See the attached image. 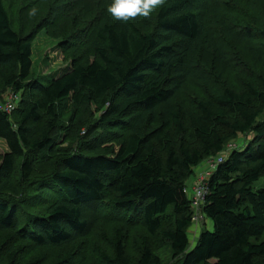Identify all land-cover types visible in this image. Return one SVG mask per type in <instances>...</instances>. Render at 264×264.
<instances>
[{"label":"trees","instance_id":"16d2710c","mask_svg":"<svg viewBox=\"0 0 264 264\" xmlns=\"http://www.w3.org/2000/svg\"><path fill=\"white\" fill-rule=\"evenodd\" d=\"M37 1L24 0L15 20L0 0V138L9 149L0 155V264H69L53 251L106 218L164 236L173 264H264V186H255L264 181V75L241 90L213 89L188 108L172 103L189 78L203 79L198 68L208 53L226 55L223 41L204 36L209 14L226 22V9L261 21L250 30L262 40L261 58L264 10L254 2L166 0L149 19L124 22L109 12L114 0H55L32 12ZM66 17L83 23L79 43L95 57L75 58L44 82L32 76V39ZM9 92L16 95L11 112L3 109ZM247 133L251 139L226 155ZM221 155L199 181L206 192L196 207L187 180ZM197 209L214 229L206 225L191 245ZM121 231L112 250H101L102 264H164L150 239L130 256L128 231Z\"/></svg>","mask_w":264,"mask_h":264},{"label":"rangeland","instance_id":"374dc122","mask_svg":"<svg viewBox=\"0 0 264 264\" xmlns=\"http://www.w3.org/2000/svg\"><path fill=\"white\" fill-rule=\"evenodd\" d=\"M24 0H5V4L11 15L15 20L18 19L19 11L23 8ZM55 0H38L35 6L31 7L32 12L39 10L49 9ZM67 2V1H66ZM72 2V0H71ZM232 8L237 6L244 8L246 4L254 2L257 9L264 10V0H230ZM242 2V3H241ZM212 5V0L209 2ZM25 5V3H24ZM236 6V7H237ZM78 12L79 10H72ZM223 14L226 15V22H223L224 18L218 16L214 11L209 14L206 19L204 36L208 38L209 43H213L212 39H218L221 42L219 45L225 48L224 56L220 57L215 53H208L206 55V61H203L198 68V74L205 75L203 79L198 77L189 78L183 85V87L177 92L173 98L172 103L176 106H182L188 108L194 104L198 99L207 97L211 90L221 89L223 87H233L235 89H243L246 82H256L259 75H264V56L259 57L258 48H260V38L253 39L251 29H260L258 21L244 20L239 18V15L234 11L222 9ZM260 16V15H259ZM34 19V17H33ZM230 23L240 24L238 29L233 30V34L226 35L219 31L221 26H229ZM83 23L76 20L72 22L67 17L58 20L56 25L44 27L35 33L32 39V76L42 81H47L45 76L58 75L69 68H71L74 59L78 58L85 62L94 59L95 55L90 49H84L82 43H79V34L76 29ZM15 28L20 29L17 23L14 24ZM75 29V30H74ZM255 31V30H254ZM226 32V31H225ZM228 32V31H227ZM238 32V33H237ZM86 34V33H85ZM70 36V37H69ZM72 37V39H71ZM67 38H70V43H66ZM76 45V46H75ZM73 46V47H72ZM86 48L88 47L85 45ZM211 51H214L211 49ZM209 59V60H207ZM10 99L13 96V92H9L5 98ZM96 106L93 104L92 109L95 110ZM264 117V115H263ZM86 128H83V133ZM62 137L59 141H62ZM252 133L240 134L233 141H231L225 149L226 155L233 148L244 145L247 140L251 139ZM63 145L67 146L68 142H64ZM8 146L4 139L0 138V155H4L8 151ZM218 156L206 160V164L203 163L200 169L196 170V173L191 175L187 180V189L189 196L193 197L192 192L199 186V181L205 178V172L207 167L211 165L210 162L215 160ZM210 173V172H208ZM257 187L264 186V181L257 183ZM195 196V195H194ZM195 199V197H194ZM106 205V204H105ZM201 206V205H200ZM196 210V208H194ZM102 213L108 211L115 213L114 210H110L107 207L100 209ZM196 212L200 213V220L195 221L191 226L189 236L191 238V245L197 242L199 233L207 225L209 230H213V223L207 220L201 213V210ZM85 218L91 220L92 214L89 206L84 208ZM109 218L98 219L96 222L90 224L88 232L80 237L77 242H73L60 249H55L53 254L60 259L67 258L72 259L69 264H102L99 260L101 250H112V242L121 233V229L128 231V252L130 256L136 257L139 253L141 242L146 239H150L152 246L156 253L162 258L164 264H173V252L170 244L166 241L164 236L157 235L149 237L144 227L138 224L133 226H125L120 222H109ZM140 221V220H138ZM168 224L165 223L164 226ZM264 239V236H263ZM75 252V253H72ZM46 253V250L37 249L36 254ZM73 254V256H71ZM54 256L55 258H57Z\"/></svg>","mask_w":264,"mask_h":264},{"label":"clouds","instance_id":"9594fccd","mask_svg":"<svg viewBox=\"0 0 264 264\" xmlns=\"http://www.w3.org/2000/svg\"><path fill=\"white\" fill-rule=\"evenodd\" d=\"M165 3L166 0H114L109 12L117 20L124 22L137 17L149 19L152 12L163 7Z\"/></svg>","mask_w":264,"mask_h":264},{"label":"built area","instance_id":"2783aa9c","mask_svg":"<svg viewBox=\"0 0 264 264\" xmlns=\"http://www.w3.org/2000/svg\"><path fill=\"white\" fill-rule=\"evenodd\" d=\"M15 99H16V95L13 94V96L10 97L9 102H7L4 106L3 109H5L8 112H11L15 109L16 107V103H15ZM223 155L217 157L215 160H213L211 163L212 167H215L219 162H221L223 159ZM199 186L196 187L195 190V206L199 207L201 205V201L204 198L205 192H206V188L204 187L203 183H198ZM198 210V209H197ZM195 221H199L200 220V213L196 212L193 218Z\"/></svg>","mask_w":264,"mask_h":264},{"label":"crops","instance_id":"0c3cea01","mask_svg":"<svg viewBox=\"0 0 264 264\" xmlns=\"http://www.w3.org/2000/svg\"><path fill=\"white\" fill-rule=\"evenodd\" d=\"M208 172H210V169L207 167V169H206V172H205V173H208Z\"/></svg>","mask_w":264,"mask_h":264}]
</instances>
